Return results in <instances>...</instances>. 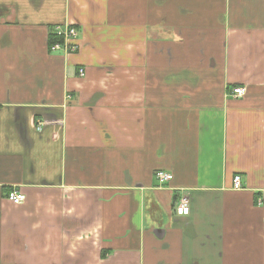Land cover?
I'll use <instances>...</instances> for the list:
<instances>
[{
  "label": "crops",
  "instance_id": "0c3cea01",
  "mask_svg": "<svg viewBox=\"0 0 264 264\" xmlns=\"http://www.w3.org/2000/svg\"><path fill=\"white\" fill-rule=\"evenodd\" d=\"M0 264H264V0H0Z\"/></svg>",
  "mask_w": 264,
  "mask_h": 264
},
{
  "label": "built area",
  "instance_id": "2783aa9c",
  "mask_svg": "<svg viewBox=\"0 0 264 264\" xmlns=\"http://www.w3.org/2000/svg\"><path fill=\"white\" fill-rule=\"evenodd\" d=\"M53 36L56 38V41L49 44V50L51 52L63 51L66 55H69L79 50V44L77 43L78 33L72 25L55 26ZM84 73L85 70L83 68L78 70V75L80 77H83ZM244 93V88H234L231 92L235 97H241ZM155 179L160 185H163L171 181L172 175L168 172L158 170L155 172ZM232 188L235 190H240L242 188L239 176L233 177ZM24 199V195L17 191L9 192L7 195V200L15 205L22 204ZM175 214L177 216H187L189 214V203L186 198L178 200L175 206Z\"/></svg>",
  "mask_w": 264,
  "mask_h": 264
}]
</instances>
